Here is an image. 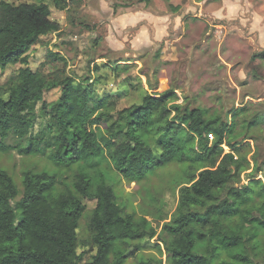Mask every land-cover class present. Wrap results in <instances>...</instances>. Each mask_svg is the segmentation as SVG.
<instances>
[{
    "label": "trees",
    "instance_id": "16d2710c",
    "mask_svg": "<svg viewBox=\"0 0 264 264\" xmlns=\"http://www.w3.org/2000/svg\"><path fill=\"white\" fill-rule=\"evenodd\" d=\"M78 1H0V70L22 67L0 85V152L15 149L28 156L50 150L56 166H76L71 186L62 184L61 190L56 175L27 171L20 191L0 168V264H81L86 252L78 253L77 230L86 211L84 200L95 201L87 216L91 237L86 264H125L129 242L145 238H155L167 264H252L248 249L257 246L256 229H264V183L255 178L259 173L264 177V162L258 163L255 154L249 160V144L237 141L238 118L245 109H231L223 121L207 110L172 104L175 94L156 84L113 119L114 99L93 100L86 79L75 82L58 68L33 72L28 52L42 37L60 30L50 19L47 2L68 11ZM162 1L171 7L170 0ZM126 2L114 0V7H128ZM254 57L262 59L264 52ZM47 58L57 59L49 52ZM53 89L60 95L46 103L44 94ZM38 103L44 128L31 137ZM263 123L264 115L255 114L240 127L248 135ZM9 137L26 139L27 145H6ZM173 163L185 164L186 174L176 209L157 233L145 218L136 220L125 212L103 169L136 182ZM249 170L251 181L238 187Z\"/></svg>",
    "mask_w": 264,
    "mask_h": 264
},
{
    "label": "rangeland",
    "instance_id": "374dc122",
    "mask_svg": "<svg viewBox=\"0 0 264 264\" xmlns=\"http://www.w3.org/2000/svg\"><path fill=\"white\" fill-rule=\"evenodd\" d=\"M0 1L17 5L29 0ZM126 3L128 7L115 8L114 0H79L68 11H59L47 2L50 19L60 30L42 37L30 49L29 68L43 74L58 68L75 82L86 79L93 100L114 99L113 119L117 111L138 104L144 90L156 84L175 94L172 104L204 109L223 121L228 120L231 109L243 107L237 141L249 144V160L255 154L258 163L264 162V123L252 127L248 135L240 127L243 120L264 115V58L254 57L264 52V0H170L176 10L162 0H151L148 5L137 0ZM48 52L56 55V61L47 58ZM20 68L14 65L0 70V85L13 79ZM59 95V89L46 91L44 100L52 103ZM40 105L35 107L31 137L44 128ZM5 144L25 147L27 140L9 137ZM49 154L50 150L45 155L28 156L15 149L0 152V168L12 176L20 191L22 174L27 171L56 175L57 190L62 184L71 186L76 166L58 167ZM103 171L125 212L133 213L136 220L145 218L159 233L176 209L185 164L159 168L136 182L122 179L112 169ZM250 172L241 175L238 187L251 181ZM255 178L264 183L263 173ZM84 204L86 211L77 230L78 253L86 252L81 264L90 258L87 216L95 201L84 200ZM260 205L258 200L257 209ZM255 239L257 246L248 249L249 258L252 264H264V229H256ZM125 256V264L149 260L167 264L155 238L129 242Z\"/></svg>",
    "mask_w": 264,
    "mask_h": 264
},
{
    "label": "built area",
    "instance_id": "2783aa9c",
    "mask_svg": "<svg viewBox=\"0 0 264 264\" xmlns=\"http://www.w3.org/2000/svg\"><path fill=\"white\" fill-rule=\"evenodd\" d=\"M209 138V141H212L213 140V137L211 135L208 136Z\"/></svg>",
    "mask_w": 264,
    "mask_h": 264
}]
</instances>
